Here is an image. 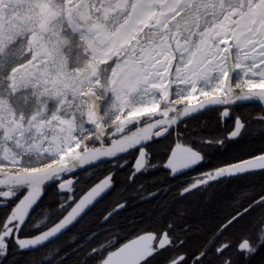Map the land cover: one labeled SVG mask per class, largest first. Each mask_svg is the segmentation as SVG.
Returning a JSON list of instances; mask_svg holds the SVG:
<instances>
[{
  "label": "snow or ice",
  "instance_id": "6c2138e0",
  "mask_svg": "<svg viewBox=\"0 0 264 264\" xmlns=\"http://www.w3.org/2000/svg\"><path fill=\"white\" fill-rule=\"evenodd\" d=\"M244 102L264 129V0H0V264H253L264 188L195 246L173 217L112 224L133 154L128 185L180 198L264 176V147L204 167L245 142Z\"/></svg>",
  "mask_w": 264,
  "mask_h": 264
},
{
  "label": "trees",
  "instance_id": "16d2710c",
  "mask_svg": "<svg viewBox=\"0 0 264 264\" xmlns=\"http://www.w3.org/2000/svg\"><path fill=\"white\" fill-rule=\"evenodd\" d=\"M262 147H264V141L259 138L240 145L233 150L232 154L227 156L222 155L221 158L216 160L230 159L233 154L241 155L253 152ZM157 181L161 182L160 178H157ZM118 182L119 184H126L123 178H120ZM160 184L151 185L147 191H153L157 187H161ZM261 185L264 186V181L257 179L248 180L246 184L242 185L233 182L231 185H228L227 188L222 186L221 189H218L213 202L208 203L202 199L197 205H193L192 201H179L176 193L173 194L172 192H168L164 200L158 201L163 191H160L159 196L153 199L151 203H145L139 199H133V196L137 195L139 192L133 191L132 187L127 186L129 188V194L127 196L129 204L125 209L121 210L120 215L113 220L112 224L124 225L132 219H136L140 223L156 222L161 219L173 217L178 228H184L188 231L191 243L195 246L199 242L203 232L207 228L213 226L214 223L217 222L218 217H222L227 210L235 206L240 193L245 191L252 192ZM108 204L109 200L106 199L102 201L99 209H103ZM2 214V211H0V215ZM50 247H55V245ZM75 258L74 256L73 259ZM253 264H264V254L257 256Z\"/></svg>",
  "mask_w": 264,
  "mask_h": 264
},
{
  "label": "flooded vegetation",
  "instance_id": "af4514ba",
  "mask_svg": "<svg viewBox=\"0 0 264 264\" xmlns=\"http://www.w3.org/2000/svg\"><path fill=\"white\" fill-rule=\"evenodd\" d=\"M235 111L237 114L243 116L244 119L248 122V129H249L248 135L245 138V142L243 144L252 142V141L259 139V138L264 136V129H262L261 125L259 124V122L257 120V117L259 115L258 106H252V105L248 104V102H244L243 104L238 105L236 107ZM207 120H208L207 117L201 118V122H205ZM197 123L198 122L196 121V124ZM210 127L212 130H215L214 120L210 124ZM258 150L259 149L255 150L253 152H256ZM253 152L244 153L241 155L246 156V155H249L250 153H253ZM221 156L222 155L214 156L211 160V164L205 165L204 167H210L212 164L217 163L220 160L217 161L216 159L221 158ZM134 159H135V154L128 157L129 163H128L127 168L115 169V172H116L115 179H116L117 183H119L118 182L119 179L123 178L125 183H126L125 184L126 186L132 187L133 189H135L136 192L145 191V193H147L148 192L147 190L149 189V187H151V185L154 184L151 182V177L153 176V173L155 170H150L146 174L139 175L132 185H128L127 176L132 169V165L134 164ZM157 178H160V180H161V184H160L161 187H163L164 185H167V187L169 189L167 192L163 191V193H162V195L158 201L164 200L167 197L168 192H172L173 194L176 193L179 201H181V202L192 201L193 205H197L202 199L208 203L213 202V200L215 199V197L217 195V190L221 189L222 186L227 188V186L231 185L233 182L239 183L240 185H242V184H246L248 182V180H251V179H257V180L264 181V176L248 175V176L241 178V179H233V180L225 181L223 183L214 184L211 187H209L207 190H204V191L197 189V190L187 194V196L185 198H180L178 193H179L180 186L182 185V183H184V180H173V181L169 182L163 174L158 175L156 177V179ZM185 180H187V178H185ZM262 188H264L263 185H261L259 188L254 189L252 192H259ZM226 190H228V189H226ZM149 192H151V191H149Z\"/></svg>",
  "mask_w": 264,
  "mask_h": 264
},
{
  "label": "rangeland",
  "instance_id": "374dc122",
  "mask_svg": "<svg viewBox=\"0 0 264 264\" xmlns=\"http://www.w3.org/2000/svg\"><path fill=\"white\" fill-rule=\"evenodd\" d=\"M191 125H196V121H192L191 122Z\"/></svg>",
  "mask_w": 264,
  "mask_h": 264
}]
</instances>
